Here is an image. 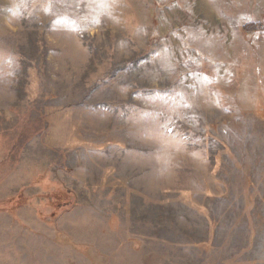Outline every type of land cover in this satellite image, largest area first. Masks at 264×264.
<instances>
[{"label": "rangeland", "instance_id": "1", "mask_svg": "<svg viewBox=\"0 0 264 264\" xmlns=\"http://www.w3.org/2000/svg\"><path fill=\"white\" fill-rule=\"evenodd\" d=\"M0 264H264V0H0Z\"/></svg>", "mask_w": 264, "mask_h": 264}, {"label": "trees", "instance_id": "2", "mask_svg": "<svg viewBox=\"0 0 264 264\" xmlns=\"http://www.w3.org/2000/svg\"><path fill=\"white\" fill-rule=\"evenodd\" d=\"M250 25H244L243 27L246 29L248 28ZM64 196V195H63ZM62 196V197H63ZM56 199V198H55ZM66 200H59L57 201L54 205H53V213L54 212H58L60 210H62L65 206H66Z\"/></svg>", "mask_w": 264, "mask_h": 264}]
</instances>
